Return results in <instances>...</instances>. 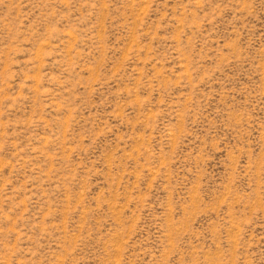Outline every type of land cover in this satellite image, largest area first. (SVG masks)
Masks as SVG:
<instances>
[{
    "label": "rangeland",
    "instance_id": "rangeland-1",
    "mask_svg": "<svg viewBox=\"0 0 264 264\" xmlns=\"http://www.w3.org/2000/svg\"><path fill=\"white\" fill-rule=\"evenodd\" d=\"M0 264H264V0H0Z\"/></svg>",
    "mask_w": 264,
    "mask_h": 264
}]
</instances>
